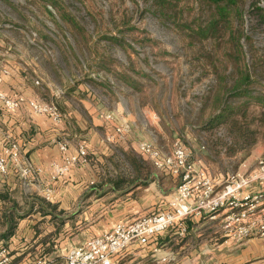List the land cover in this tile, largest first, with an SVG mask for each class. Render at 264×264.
<instances>
[{
	"label": "rangeland",
	"instance_id": "obj_1",
	"mask_svg": "<svg viewBox=\"0 0 264 264\" xmlns=\"http://www.w3.org/2000/svg\"><path fill=\"white\" fill-rule=\"evenodd\" d=\"M172 1L163 15L151 0H0V73L12 68L26 76L39 101L58 105L62 120L64 114L73 120L76 112L89 118L87 107L92 106L99 113L114 112L116 121L119 111L130 122L123 143L105 141V153L95 150L90 158L96 176L92 186L108 192L104 196L110 200L134 186L142 194L154 179L168 182L138 151L139 141H152L167 154L179 139L198 160L206 139L200 126L215 111L218 95L229 94L247 74L244 86L264 98V0H238L227 23L206 37L192 30L210 16L206 3ZM107 35L120 37V44ZM121 71L136 86L117 77ZM248 110L249 119L257 117L258 141L237 156L221 153L209 159L211 173L235 172L250 154L264 149V107L252 100ZM35 201L56 214L57 229L68 222L65 235L76 231L70 220L76 212ZM172 237L167 244L168 238L162 240V249L173 255L166 264L194 256L179 249L180 235Z\"/></svg>",
	"mask_w": 264,
	"mask_h": 264
},
{
	"label": "crops",
	"instance_id": "obj_2",
	"mask_svg": "<svg viewBox=\"0 0 264 264\" xmlns=\"http://www.w3.org/2000/svg\"><path fill=\"white\" fill-rule=\"evenodd\" d=\"M0 90L7 95L21 94L39 100L37 93L27 85V77L19 75L12 68L8 73L2 74ZM71 113L73 111L67 114L71 116ZM87 113L89 118L86 113L84 118L76 112L73 113V120H69L64 114L62 121L55 122L47 115L34 113L27 105L23 104L17 111L11 112L0 102V151L4 144L16 141L23 161H29L41 169L39 180L30 182L28 186L21 184L18 172L12 165L7 173H0V244L7 246L10 251L9 264H34L39 259H45L46 264H65L67 250L79 241L102 235L117 222L129 221L167 207V201L177 181L163 169L162 176L167 177L168 182L165 183L163 179L159 184L154 179L143 189L142 194L136 191L140 186H134L129 187L128 192L125 189L117 199L110 200V197L104 196L108 192L102 193L99 187L93 188L96 176L93 174L90 158L97 155V151L105 153L104 135L113 131V123L102 121L99 112L92 106L87 107ZM116 114L119 120H127L121 117L119 111ZM61 143L67 145L66 152L71 154L76 153L79 144L85 143L87 161L52 181L54 195L51 201H47L42 196L41 187L49 180V165L62 161L65 152L60 148ZM263 152L264 149L259 155L250 154L237 170L244 171L251 167ZM197 163L217 183L225 181L233 173L218 169L214 174L211 173L210 168L213 165L205 153ZM253 190L262 189L255 187ZM38 198L41 206L49 203L70 215L76 212L74 219H70L76 231L69 232L67 236L64 234L71 228L67 227V221L63 227L57 229L56 214H52L48 208H41L35 201L36 199L39 202ZM225 211L221 209L213 217L204 215L187 220V232L179 237V241H182L179 249L187 250L194 256L184 257L174 264H264V235H254L238 243L226 239L222 229ZM174 233H164L159 238L160 245L163 247L162 240L166 238V244L171 242ZM170 253L172 254L164 249L155 253L152 245L141 246L133 243L124 251L119 264H166L173 257ZM163 255H168L166 260L162 259Z\"/></svg>",
	"mask_w": 264,
	"mask_h": 264
},
{
	"label": "built area",
	"instance_id": "obj_3",
	"mask_svg": "<svg viewBox=\"0 0 264 264\" xmlns=\"http://www.w3.org/2000/svg\"><path fill=\"white\" fill-rule=\"evenodd\" d=\"M8 73L3 69L0 73ZM0 102L9 111H17L21 105H27L34 113L44 114L55 122H60L62 113L55 102H44L24 95L11 96L0 90ZM99 117L114 123L113 131L105 135L107 143L124 141L130 135L131 124L122 119L116 121L114 112H101ZM156 118V117H155ZM64 153L61 162L49 165L50 177L41 187L42 196L51 201L54 189L51 184L78 164L87 161V148L79 144L76 153H68L67 145L61 143ZM138 151L147 157L155 168L163 169L176 178V187L163 210L147 213L129 221L117 222L111 230L99 236L86 239L71 246L65 254V264H119V260L133 243L141 246L152 245L153 252H162L159 238L175 229L183 236L187 232V220L204 215L213 217L225 209L222 229L226 239L235 243L254 235H264V153L255 163L244 171L231 173L225 181L217 183L210 173L193 159L190 151L176 139L169 153L161 150L149 140L137 143ZM12 165L18 172L21 184L28 186L37 182L41 172L39 167L29 161H23L16 141L4 144L0 151V173L5 174ZM259 187L262 190H253ZM168 255H163L166 260ZM11 254L7 246L0 244V264H9ZM34 264H46L39 259Z\"/></svg>",
	"mask_w": 264,
	"mask_h": 264
},
{
	"label": "trees",
	"instance_id": "obj_4",
	"mask_svg": "<svg viewBox=\"0 0 264 264\" xmlns=\"http://www.w3.org/2000/svg\"><path fill=\"white\" fill-rule=\"evenodd\" d=\"M211 9L210 16H208L204 24H198L196 29H192L195 34L201 37H206L209 34L215 33L219 27L224 26L235 8L238 0H203ZM156 6V12L166 14L167 6L172 5V0H151ZM262 9L261 7H258ZM264 16V13H263ZM114 43H119L120 37L114 35L105 36ZM129 86H136L126 72H119L117 74ZM248 75L244 74L240 81L232 88L230 93H226L222 97L218 95L215 98V111L201 124L200 130L205 134V144H201L203 153L210 160L216 156L220 158L221 153L226 156H237L242 152L249 151L258 141V129L253 126L257 117L249 119V104L252 100L264 107V98L259 95H252V91L247 86H244L248 81ZM242 83V84H241ZM74 89V86L70 87ZM244 99L238 103H233L230 100L233 98ZM264 121V113L263 119ZM262 121V122H263ZM223 129L224 132L220 135L218 130ZM47 205L51 206L49 203ZM42 208V207H41ZM175 232V231H174Z\"/></svg>",
	"mask_w": 264,
	"mask_h": 264
}]
</instances>
